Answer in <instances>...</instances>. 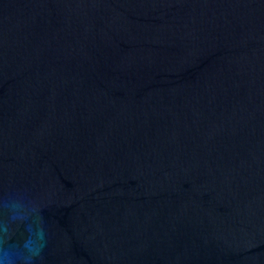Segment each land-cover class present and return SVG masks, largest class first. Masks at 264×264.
I'll return each mask as SVG.
<instances>
[{
  "label": "water",
  "instance_id": "95a60500",
  "mask_svg": "<svg viewBox=\"0 0 264 264\" xmlns=\"http://www.w3.org/2000/svg\"><path fill=\"white\" fill-rule=\"evenodd\" d=\"M0 264H264V0H0Z\"/></svg>",
  "mask_w": 264,
  "mask_h": 264
}]
</instances>
